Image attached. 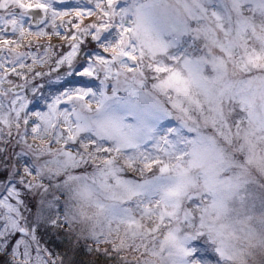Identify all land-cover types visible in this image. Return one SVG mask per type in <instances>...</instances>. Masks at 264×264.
Wrapping results in <instances>:
<instances>
[{
  "label": "snow or ice",
  "instance_id": "obj_1",
  "mask_svg": "<svg viewBox=\"0 0 264 264\" xmlns=\"http://www.w3.org/2000/svg\"><path fill=\"white\" fill-rule=\"evenodd\" d=\"M0 139L71 264H264V0H0Z\"/></svg>",
  "mask_w": 264,
  "mask_h": 264
},
{
  "label": "rangeland",
  "instance_id": "obj_2",
  "mask_svg": "<svg viewBox=\"0 0 264 264\" xmlns=\"http://www.w3.org/2000/svg\"><path fill=\"white\" fill-rule=\"evenodd\" d=\"M17 144L15 139L11 143L0 139V255L5 256L4 264H17V253L22 257L25 252H30L35 264L37 250L42 255L45 251L50 252L47 244L54 249L53 238L60 240L68 236L69 229L67 224L63 227L50 225L53 217L63 221L65 203L62 195L53 200L58 195L56 188L49 187L45 191L38 186L30 187V184L38 185L39 180L24 175V152ZM34 164L35 161L29 167ZM51 183V180H44L45 185ZM60 249L65 251L64 255L50 252L52 257L59 258L62 264H71L73 254L66 248Z\"/></svg>",
  "mask_w": 264,
  "mask_h": 264
},
{
  "label": "trees",
  "instance_id": "obj_3",
  "mask_svg": "<svg viewBox=\"0 0 264 264\" xmlns=\"http://www.w3.org/2000/svg\"><path fill=\"white\" fill-rule=\"evenodd\" d=\"M61 236V234L60 235H58V236H56V238L57 237H60ZM47 249L50 251V252H52V253H54V254H58V255H60V256H62V255H64V253H65V251H63L62 249H60V248H57L56 246H55V244L53 245L52 244V247L54 248V249H52L51 247L49 248V245L47 244ZM6 254V253H5ZM3 255V254H2ZM2 255H0V259H2V260H4V258H5V256L3 257ZM73 259H74V256H73Z\"/></svg>",
  "mask_w": 264,
  "mask_h": 264
}]
</instances>
